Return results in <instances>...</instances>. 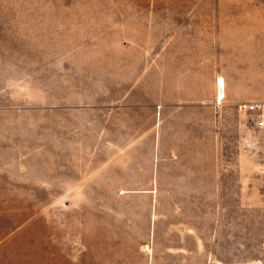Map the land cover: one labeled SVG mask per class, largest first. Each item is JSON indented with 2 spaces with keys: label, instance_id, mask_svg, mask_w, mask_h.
Returning <instances> with one entry per match:
<instances>
[{
  "label": "rangeland",
  "instance_id": "1",
  "mask_svg": "<svg viewBox=\"0 0 264 264\" xmlns=\"http://www.w3.org/2000/svg\"><path fill=\"white\" fill-rule=\"evenodd\" d=\"M260 99L264 0H0V264H264Z\"/></svg>",
  "mask_w": 264,
  "mask_h": 264
},
{
  "label": "built area",
  "instance_id": "2",
  "mask_svg": "<svg viewBox=\"0 0 264 264\" xmlns=\"http://www.w3.org/2000/svg\"><path fill=\"white\" fill-rule=\"evenodd\" d=\"M239 108L246 114L253 127L259 132L261 136L262 157L259 163V171L264 182V100L260 99L244 102L239 105ZM262 201L264 203V190Z\"/></svg>",
  "mask_w": 264,
  "mask_h": 264
},
{
  "label": "bare ground",
  "instance_id": "3",
  "mask_svg": "<svg viewBox=\"0 0 264 264\" xmlns=\"http://www.w3.org/2000/svg\"><path fill=\"white\" fill-rule=\"evenodd\" d=\"M218 92L222 95L223 94V86H224V82L223 79L220 77V79L218 80Z\"/></svg>",
  "mask_w": 264,
  "mask_h": 264
}]
</instances>
